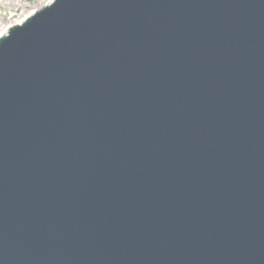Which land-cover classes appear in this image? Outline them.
I'll list each match as a JSON object with an SVG mask.
<instances>
[{
  "label": "water",
  "instance_id": "95a60500",
  "mask_svg": "<svg viewBox=\"0 0 264 264\" xmlns=\"http://www.w3.org/2000/svg\"><path fill=\"white\" fill-rule=\"evenodd\" d=\"M0 264H264V0H51L9 25Z\"/></svg>",
  "mask_w": 264,
  "mask_h": 264
},
{
  "label": "rangeland",
  "instance_id": "374dc122",
  "mask_svg": "<svg viewBox=\"0 0 264 264\" xmlns=\"http://www.w3.org/2000/svg\"><path fill=\"white\" fill-rule=\"evenodd\" d=\"M42 3L43 0H0V24H11L25 11L38 8Z\"/></svg>",
  "mask_w": 264,
  "mask_h": 264
},
{
  "label": "bare ground",
  "instance_id": "6f19581e",
  "mask_svg": "<svg viewBox=\"0 0 264 264\" xmlns=\"http://www.w3.org/2000/svg\"><path fill=\"white\" fill-rule=\"evenodd\" d=\"M51 0H43V3H48V2H50ZM42 3V4H43ZM41 4V3H40ZM37 8V7H36ZM35 9V8H34ZM32 11V10H31ZM31 11H25L19 18H17V19H15V20H13L12 21V23H18L21 19H22V17H24L25 15H27V14H29V13H31ZM8 24L7 23H2V24H0V34L1 33H4L5 31H6V29H7V26Z\"/></svg>",
  "mask_w": 264,
  "mask_h": 264
}]
</instances>
